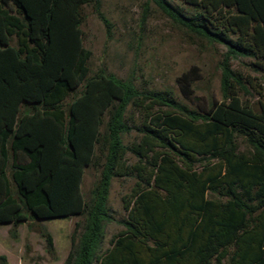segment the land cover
Segmentation results:
<instances>
[{
    "label": "trees",
    "instance_id": "trees-1",
    "mask_svg": "<svg viewBox=\"0 0 264 264\" xmlns=\"http://www.w3.org/2000/svg\"><path fill=\"white\" fill-rule=\"evenodd\" d=\"M151 1L224 47L221 103L200 110L169 91L90 76L82 10L94 3L108 26L100 0H0V225L26 212L82 217L64 264H264V101L245 98L254 84L232 67L251 58L264 69V0ZM193 78H179L186 95ZM90 166L101 172L87 199ZM114 178L135 182L124 228L105 248Z\"/></svg>",
    "mask_w": 264,
    "mask_h": 264
},
{
    "label": "rangeland",
    "instance_id": "rangeland-1",
    "mask_svg": "<svg viewBox=\"0 0 264 264\" xmlns=\"http://www.w3.org/2000/svg\"><path fill=\"white\" fill-rule=\"evenodd\" d=\"M170 1L186 7L180 0ZM97 9L93 3L82 10L84 47L91 51L90 76L112 74L120 80L134 81L141 90L169 91L178 100L200 110L221 103L223 46L199 41L176 25L151 0H100L99 9L108 26ZM254 63L255 59L239 58L232 60V67L250 78L254 85L252 93L245 98L258 105V101H264V69ZM193 68L197 71L193 72ZM185 72L194 76V92L189 95L182 91L179 83ZM82 89L79 87L72 92L66 104L81 95ZM137 136L132 131L125 136V142L131 144ZM239 143L241 149L246 150V144L241 140ZM100 172L101 167L85 169L82 191L87 199ZM134 182L133 178L112 181L109 205L115 219L106 228L105 248L110 246L112 236L124 228L118 220L126 217L123 197L129 194ZM26 213L27 221L16 226L0 225V255L6 257L7 264H64L76 225L84 219L77 216L37 219ZM46 234L53 237L54 251L48 249Z\"/></svg>",
    "mask_w": 264,
    "mask_h": 264
}]
</instances>
